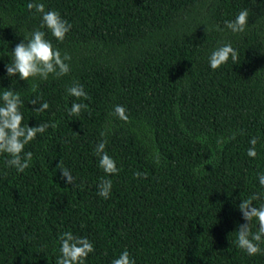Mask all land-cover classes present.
I'll use <instances>...</instances> for the list:
<instances>
[{
  "label": "trees",
  "instance_id": "trees-1",
  "mask_svg": "<svg viewBox=\"0 0 264 264\" xmlns=\"http://www.w3.org/2000/svg\"><path fill=\"white\" fill-rule=\"evenodd\" d=\"M29 2L0 0V92L20 93L24 124L57 127L25 146L33 158L22 173L0 154V264H56L66 231L93 243L85 264H111L125 249L135 264H264L236 245L240 200L264 193V0H39L72 25L62 42L43 29L70 72L23 81L5 65L41 25ZM243 9L249 24L233 33L225 22ZM224 43L238 60L212 70ZM74 83L87 99L67 94ZM36 98L49 108L35 112ZM73 102L88 109L69 115ZM101 140L118 174L100 168ZM108 179L104 199L98 185Z\"/></svg>",
  "mask_w": 264,
  "mask_h": 264
},
{
  "label": "clouds",
  "instance_id": "clouds-1",
  "mask_svg": "<svg viewBox=\"0 0 264 264\" xmlns=\"http://www.w3.org/2000/svg\"><path fill=\"white\" fill-rule=\"evenodd\" d=\"M28 10L35 11L40 14L41 25L34 29L25 38L21 39L12 49V62L5 65L8 77L18 75L20 80L27 81L29 79L39 78L47 80L49 76L60 78L70 72V65L67 63L70 56L54 47L51 40L47 39V32L57 41L62 42L66 34L71 30V23L60 15L56 10H46L45 5L39 0H30L27 4ZM249 20V10H241L233 20L226 21L225 26L233 33H243L247 27ZM43 29H46L47 32ZM235 63L238 60V52L233 48L231 43H224L214 49L209 56V66L212 70H216L229 59ZM36 84H33L32 91L35 92ZM69 96L77 99H87V93L84 91L83 85L74 83L66 89ZM35 106L33 110L42 113L49 108L47 102H39V98L32 99L29 102ZM23 101L19 92H15L8 88L0 92V154H7L10 159L6 160V166L14 167L17 172H23L30 166L33 153L25 152V146L33 141L38 134H43L49 127L56 128V123H40L37 126H28L24 124V115L20 111ZM88 105L84 103L73 102L69 115H80L82 110H87ZM113 114L120 120L128 121L126 109L122 105H116ZM103 135V134H102ZM234 138V137H233ZM258 140L252 137L249 140L251 145L247 150L250 158H256V144ZM106 140H101L95 149L96 155L99 156V166L108 175L118 174L119 169L115 160L105 151ZM205 164H210L205 161ZM61 178L65 182L73 185L75 177L67 168H60ZM196 171V169H194ZM140 177L141 173L133 174ZM146 177V174H144ZM259 185L264 188V172L258 174ZM98 195L101 198L108 199L111 194L112 181L102 180L98 185ZM264 199V193H254L251 197L240 200L238 205L239 211L245 223L238 226L236 231V245L247 255L254 256L264 254V249L260 247L264 243V204L256 206L253 202ZM255 222L257 230L253 232V223ZM60 255L56 260V264H85L90 253L95 251L93 243L87 237L74 235L71 231H66L59 236ZM111 264H135V260L130 256L127 249L123 250L118 257L111 261Z\"/></svg>",
  "mask_w": 264,
  "mask_h": 264
}]
</instances>
